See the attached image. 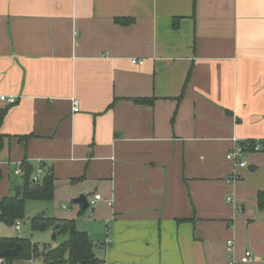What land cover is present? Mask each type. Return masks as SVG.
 <instances>
[{
	"label": "crops",
	"instance_id": "0c3cea01",
	"mask_svg": "<svg viewBox=\"0 0 264 264\" xmlns=\"http://www.w3.org/2000/svg\"><path fill=\"white\" fill-rule=\"evenodd\" d=\"M2 96L0 198L52 173L100 264H264V0H0Z\"/></svg>",
	"mask_w": 264,
	"mask_h": 264
},
{
	"label": "trees",
	"instance_id": "16d2710c",
	"mask_svg": "<svg viewBox=\"0 0 264 264\" xmlns=\"http://www.w3.org/2000/svg\"><path fill=\"white\" fill-rule=\"evenodd\" d=\"M121 24H129L130 21L119 20ZM178 21H175V27ZM137 103L151 104L152 100H137ZM3 118L0 119V126ZM3 136L0 135V145ZM248 142V141H247ZM242 144V143H241ZM244 144V143H243ZM1 147V146H0ZM23 189L18 198L15 196L0 198V221L8 225H15L25 218L26 201L50 202L55 194V177L52 173H46L40 183H33L34 170L26 162H22ZM259 207L264 209V193H260ZM52 229L58 236L66 235L68 240L57 247H46L43 250L32 244L30 240L20 238L0 237V258L5 250H13L21 245V252L15 259L4 258L5 264H17L31 258L42 260L43 264H100L96 258L94 245L89 240L87 233L78 229L74 220H60L49 217H34L32 230Z\"/></svg>",
	"mask_w": 264,
	"mask_h": 264
},
{
	"label": "rangeland",
	"instance_id": "374dc122",
	"mask_svg": "<svg viewBox=\"0 0 264 264\" xmlns=\"http://www.w3.org/2000/svg\"><path fill=\"white\" fill-rule=\"evenodd\" d=\"M16 168V167H15ZM12 182H16L17 184L23 182V177H19L17 179H15L13 177ZM63 204L67 205L68 208V212L71 211V207H73L74 205L69 202H60L58 206H54L52 208L53 204H50L48 206V209L45 210H40V208L43 206L46 207V204L44 202H39V201H26L25 203V218L23 220H21L20 223V231H18L16 229V224L15 225H8L4 222L0 221V237L2 238H20V239H24V240H30L32 242V244L36 245L39 250H43L46 247H57L59 245H61L64 240L65 237L63 235H59L57 238H54V234L55 232L48 228L46 230H32V219L42 213H48V215H46L47 217H49L52 214H63L64 211L62 206ZM75 207V206H74ZM40 210V211H39ZM46 213V214H47ZM89 213L90 210L87 211V218H89ZM33 260H39V259H34L31 258ZM22 264H27V263H22ZM34 264V262H33ZM39 264V263H38Z\"/></svg>",
	"mask_w": 264,
	"mask_h": 264
},
{
	"label": "built area",
	"instance_id": "2783aa9c",
	"mask_svg": "<svg viewBox=\"0 0 264 264\" xmlns=\"http://www.w3.org/2000/svg\"><path fill=\"white\" fill-rule=\"evenodd\" d=\"M134 64L138 63L137 61H133ZM144 64V62H140L139 65ZM0 101L7 103L8 105H15L17 103V99L14 97H0ZM80 110V105L78 101L74 102V107L73 111L75 113L79 112ZM244 143V144H243ZM242 144H239L235 149L230 151L227 154V160L233 163L236 166H239L241 168H246L248 167V163L246 161H242V158L245 153L251 152V153H261L264 152V143L263 142H243ZM44 174L43 168L40 167L37 174L33 176V183L38 184L40 183L41 176ZM14 175L15 176H22L23 175V170L21 168V164L17 165L15 170H14ZM239 177L232 176L227 180V183H233L237 181ZM103 200L102 196L96 195L92 200L89 201V207L93 206L96 204V202ZM228 203H233V200L231 198L227 199ZM108 205L112 206L113 203L112 201H108ZM16 229L20 231V223L18 222L16 224ZM112 242L111 239H107V243L110 244ZM229 247H233V242L229 241L228 242ZM254 261V256L250 251H246L244 255L240 258L237 259L236 257H231L228 261L227 264H250ZM34 260H26L24 263L27 264H33ZM0 264H5V259L0 258ZM20 264V263H17Z\"/></svg>",
	"mask_w": 264,
	"mask_h": 264
},
{
	"label": "water",
	"instance_id": "95a60500",
	"mask_svg": "<svg viewBox=\"0 0 264 264\" xmlns=\"http://www.w3.org/2000/svg\"><path fill=\"white\" fill-rule=\"evenodd\" d=\"M23 187L20 185L15 186L14 192H15V198H18L21 194ZM75 204L81 206L82 211L86 212L89 208V200L87 199L86 196H81L78 199L74 201ZM46 213L40 214L38 217H44ZM54 238H56V233L54 234ZM21 252V245H17L13 250H5L2 254L3 258H12L15 259L19 256Z\"/></svg>",
	"mask_w": 264,
	"mask_h": 264
}]
</instances>
